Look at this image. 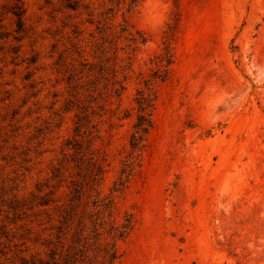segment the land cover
<instances>
[{"label": "rangeland", "instance_id": "374dc122", "mask_svg": "<svg viewBox=\"0 0 264 264\" xmlns=\"http://www.w3.org/2000/svg\"><path fill=\"white\" fill-rule=\"evenodd\" d=\"M16 2L0 0V235L22 245L33 227L41 240L19 249L47 257L46 225L31 222L57 204H30L51 190L68 202L78 142L105 159L79 214L100 194L104 230L133 217L115 264H264V0H22V30ZM141 93L153 125L133 153ZM77 116L91 121L79 136Z\"/></svg>", "mask_w": 264, "mask_h": 264}, {"label": "trees", "instance_id": "16d2710c", "mask_svg": "<svg viewBox=\"0 0 264 264\" xmlns=\"http://www.w3.org/2000/svg\"><path fill=\"white\" fill-rule=\"evenodd\" d=\"M121 3L124 0H117ZM140 0H130V7L136 5ZM65 9L76 11L82 3V0H64ZM86 8H89L86 7ZM13 14L18 18L19 30L23 29V20L26 14V9L24 8V3L22 0H17L14 4ZM113 9L111 8L108 12L111 13ZM112 20V19H111ZM108 19L105 20L107 22ZM106 28V27H105ZM109 27H107L108 29ZM176 31V30H174ZM124 33L129 34V41L133 44H144L145 39L143 35L137 33L133 34L131 29L126 25L123 28ZM133 49L132 51H135ZM173 54L167 49L166 56L161 59V62H166L167 65L172 63ZM115 84H119L116 82ZM123 87L119 86L114 91L115 96H120V90ZM151 94L146 95L145 93L140 94L138 100L140 112L142 113L138 122L135 126V133L132 137V149L133 153L138 152L142 149V143L146 140V136L149 134L150 129L153 125L151 120L150 111L153 109ZM149 112V113H148ZM91 121L87 120V117L77 116L76 131L78 136L86 125L90 124ZM95 128V127H93ZM73 145V148L78 150V157L76 158V169L78 171L76 176L80 179L71 181L72 192L71 197L66 204L58 205L59 200H56L54 196L57 190H51L42 197H34L31 202V207L29 210H34L35 208H48L54 204L55 208L53 213L46 216L44 221L35 220L38 229L44 225L46 227L43 229L45 233L48 234V238L44 241L43 245L50 249V253L46 258L35 253L31 254L28 258L26 253L31 252V248L27 247L24 250H20L19 247L27 245L28 243H38L41 240V235L35 234V228L28 229V234L25 238V242L22 245L13 244L16 239V235L10 236L7 232H2L0 239L5 238L8 242H0V258L4 259V262L0 264H115L118 259V250L116 242L126 238L129 232L133 229V217L129 216L126 219V223L122 226H117L115 222L112 223L110 230L106 231L105 226L107 224V217L112 218V213L106 216V211H108L113 206V201L104 204L103 201L98 200L100 194H97V200L94 205L96 208H100L96 213L87 214L84 210L82 214H79V209L82 204V197L86 195L89 189H93L94 186H99L103 180L104 168L103 163L104 158H96L95 153H90V157H87V153L82 150V145L78 142L69 143ZM89 150V148H87ZM129 167L132 163L128 164ZM61 167L58 172L61 171ZM58 177V175L56 176ZM124 182H121L117 189L114 191L119 192L124 189ZM37 202L36 205H34ZM27 206L26 202L18 200L16 197L10 202L9 209L13 213L16 220H19L23 214L22 212ZM87 206V205H86ZM102 207V208H101ZM35 234V238L32 235ZM110 238V242L106 243L105 246L102 242ZM19 239V240H20ZM72 243L66 247L69 240ZM95 239V243L91 244L96 246L97 251L94 252L93 256H90L92 252V246L90 241ZM63 241V242H62ZM81 243H83L81 245ZM33 244V245H34ZM62 245V246H60ZM80 245V249H79ZM61 247V251L59 248ZM10 255V256H9ZM23 255V256H22ZM26 255V256H24ZM101 259V261H100Z\"/></svg>", "mask_w": 264, "mask_h": 264}]
</instances>
